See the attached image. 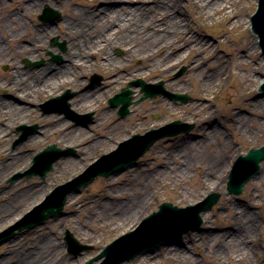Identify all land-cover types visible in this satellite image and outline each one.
<instances>
[{
  "label": "bare ground",
  "instance_id": "bare-ground-1",
  "mask_svg": "<svg viewBox=\"0 0 264 264\" xmlns=\"http://www.w3.org/2000/svg\"><path fill=\"white\" fill-rule=\"evenodd\" d=\"M187 1L196 11L197 17L224 24L237 16L238 26L241 25L244 0ZM46 2V0H29L28 2L27 0H0V65L9 62L11 66V70L3 74L0 87L5 88L13 99L10 101L0 98V228L23 213L50 187L45 183H36L7 200L2 193L4 189L2 180L5 174L29 164L27 158L32 150L13 152L8 145L16 126L35 115L36 110L33 106L31 107V104H37L43 96L53 94L64 87H73L76 92L72 94L70 100L71 108L93 110L92 120L97 119L96 124L99 126L102 100L112 94L114 87H119L132 79H149L148 82L162 79L165 82L164 85L173 90L171 92L184 94L195 92L192 88V78L189 76L193 75L199 93L207 94L214 92L216 88L225 85L231 77L236 76L231 63L227 62L224 56H220L217 46L195 34L194 28L197 24H191L193 21L184 0H59L56 6L65 15L63 24L58 29L49 26L32 29L23 16L28 17L40 10ZM70 3H73L75 7H71ZM12 5H15L19 12H15ZM100 5L103 6L100 8ZM7 7H9L8 10H6ZM227 15H230L229 18L222 21ZM203 26L206 27L207 24L204 23ZM233 28L231 21L227 26L224 25L219 31V42L223 43V33ZM55 34L64 39L68 45L64 62L49 63L31 71L23 70L18 60L23 57L34 59L40 56L47 48L49 39ZM251 38L254 41L260 37ZM260 43L262 44V40ZM242 44L243 49L248 50V54H255L260 61H263V55L259 56L257 53L260 50L258 43L254 44L251 40L249 42L246 38V43ZM117 47L123 50L122 57L117 58L113 55L112 51ZM261 51L264 53V46ZM241 62L246 65L248 61L241 57ZM182 64H186L185 74L175 78L174 73ZM93 69L103 70L105 80L100 87L84 89L83 75ZM183 71L184 69L179 74ZM237 79L243 85V92L246 94L244 107L252 111L254 120L252 123L247 122L245 126L246 119L242 115H238V119L236 116L232 120L233 131L245 133L246 138L258 139L260 135L257 133L262 131L264 126V121H258V118L264 120V106L261 101L264 98H258L257 101L249 98L255 81L252 77L245 74L237 76ZM263 79L261 74L258 84ZM134 90L136 91L135 97L133 95L135 99L142 93L136 87H133ZM166 98L158 97L156 100L145 98L148 100H144V103L141 101L142 107L140 102L133 103L128 116H134L136 123L133 122L134 124L130 127L119 128L129 117H125L124 121L118 118L119 121L113 123L111 129L107 130V134L102 135L103 137H95L73 124L57 122L61 120L50 116L46 118L47 122H41L44 127L41 135L37 133L38 131L30 133L25 139L19 141L18 145L26 142L34 134L35 137L33 136L30 142L31 146H40L47 137H58L61 143L76 146L78 160L75 158L63 160L64 157L61 156L56 161L58 163L63 160L56 166L53 177L62 178L75 172L80 164L85 165L88 160H91L90 155L94 153L95 148L112 147L113 145L106 142L112 143L113 139L115 142V139L126 131L139 132L155 129L169 121L170 117H178L175 119L181 117L180 120L187 121L193 119L195 126L197 125L201 132L199 140H196L191 147L177 149V154L168 155L162 164L150 168L146 179L130 181L124 178L118 179L113 184L115 188H112V192L106 193V201L102 202L99 212L92 217L93 220L101 219L99 228L106 229L109 233L129 229L148 216L158 199L157 196L161 195L160 187L173 186V197L178 198L181 204H189L199 198L203 188L211 187L216 190L214 192H217L222 190L221 186L225 182L227 166L223 158L217 161L210 160L206 153L205 160L201 155L205 151H201L198 157L189 155L199 148H207L210 151L215 148L214 143H218L220 139L221 133L216 125L217 122L211 119L215 113L211 117L205 116V110L210 107L209 103L204 101L205 98L197 99L195 101L197 106L192 111H184L175 107ZM200 101L202 103L199 105L197 102ZM155 113L161 115L160 121H150V116ZM103 118L102 121L105 122L107 118L112 117ZM139 120L144 124H140ZM202 125L205 126L204 129ZM49 128L50 131H48ZM262 137L264 139V134ZM217 147L219 150L224 148L222 145ZM190 148L195 151L189 152ZM214 151L221 156L220 151ZM240 154L243 153L234 151L232 165L233 160ZM263 162L260 161V164ZM129 165L127 164L124 169L128 170ZM54 166L55 164L53 168ZM88 171L89 169L86 172ZM261 171L259 180L264 178V167ZM260 173L253 175L251 179L253 180ZM192 181L195 182L194 189H190L188 185ZM254 199L255 197L252 198L251 203L256 206L258 202ZM203 214L204 219L207 215L205 212ZM223 218L227 221V227H231L227 229L228 231L206 233L201 240L194 239L189 244L181 240L179 242L183 244L181 243L177 249L166 250V253L159 258L148 256L143 262L145 264H160L165 261L171 264H264V215L260 219L245 215L243 208L236 202H230L226 208V217L223 216ZM209 221L207 218V222ZM68 223L76 232L82 233L83 230V235L87 239L92 241L97 239V233L90 235L86 227L81 229V225L78 226L76 222ZM36 245L27 250L24 248L20 253L21 256L13 264L64 263V257L55 256L57 250L53 237H48ZM191 248L198 251L196 254L198 257L192 255ZM141 254L142 251L135 256V264L141 261L138 260ZM10 262L12 261L4 260L2 264H12Z\"/></svg>",
  "mask_w": 264,
  "mask_h": 264
},
{
  "label": "rangeland",
  "instance_id": "rangeland-1",
  "mask_svg": "<svg viewBox=\"0 0 264 264\" xmlns=\"http://www.w3.org/2000/svg\"><path fill=\"white\" fill-rule=\"evenodd\" d=\"M29 0H27L28 2ZM46 5L48 4L50 7L58 10L62 14V18L60 20L55 21V23H45L39 20V15L42 13L45 5L41 7L40 10L35 11L33 14H28L29 16H23L27 24L30 25L32 29L35 28H45L48 26L52 27L54 29H58L64 22L65 20V15L63 11L56 6V3L59 2V0H46ZM187 11L189 12V15L191 16V20L193 23L197 24L196 29V35L199 37H204L207 39L208 42L214 43V45L217 46V50L220 53L221 57H225V60L229 63H231V67L233 68V72H235L236 76L231 77L230 80L225 83V85L220 86L219 88H216L214 92H208L207 94L199 93L198 87L196 86V81L193 77V75H189L192 78V88L195 89V92L191 93H184L187 94L191 97L190 101L187 103H181L180 101H173L170 100L169 98L163 97V96H158L162 98H166L170 100L175 107H177L180 110H187V111H192L196 106V100H201V98H205L204 101L209 103L211 109L207 108L205 110V116H210L215 113V116L212 117L211 119L214 120V122H217V126L219 127L220 131V139L217 142H215V148L211 149L210 151L207 148H199L195 151V149L190 148L188 151L193 152L192 155L194 157H198V154L201 153V151H205L204 154H201L204 159L205 154L207 153L208 159L210 160H219L220 158H223L225 160V165L227 166L226 172H225V182L223 184L222 190L217 191L215 193L220 194V198L218 201L212 206V208L207 211L205 214L207 215L206 218H204L202 226L200 229L196 231H190L189 233L183 235L181 240H183L185 243L189 244V242L193 241L194 239H197L198 241L201 240L203 237H205L206 233L210 234L212 233H217L218 231H223L227 229H231V227H227V221H225L226 217V208H228V204L230 202H236L241 208H243V213L245 215H250L253 218L260 219L262 215H264V178H261L259 180L258 175L256 178L253 180H250L244 187V191L239 194V195H233L230 194L227 191V182H228V175L230 173L232 164V158L234 157V151H237L238 153L242 152L243 154L247 153L250 149L252 148H261L264 147V139L262 137V134H264V126L262 131H258V135H260V138L258 139H252V138H246V134L242 133L241 131L234 132L233 131V121L235 117L238 115H242L246 120H245V126L247 125V122L252 123L254 120V116L251 114L252 111L250 109H246L244 107L245 103V93L243 92V85L239 83L237 76H244L245 74L249 77H252L255 81L253 83V90L252 94H258V79H260L261 74L264 71V65L263 61H260L258 57L255 56V54H248L247 49H243V42L244 44L246 43V38H248L249 42L250 40L254 43L257 44V39L254 41L252 40L251 37L255 36L252 34L250 30V17L254 13L257 7V1L256 0H244L243 2V11L241 13V18L242 21L240 22L241 25L240 27L238 26L237 23V16L231 18L229 21H231L234 25L233 29H228L223 33L222 39L224 40L223 43L219 42V31L222 30L223 26L229 23L226 22L224 24L218 23L216 20H210V19H202L200 17H197L196 11L192 7L191 3L187 0H184ZM71 7H75L73 3H70ZM13 9L15 12H19L17 7L15 5H12ZM103 5H100L99 7L101 8ZM9 7L6 8L8 10ZM14 12V13H15ZM6 14H8L6 12ZM64 15V16H63ZM8 16V15H7ZM230 15H227L226 18H223L222 21H226L229 18ZM204 20V21H203ZM221 21V22H222ZM206 23L207 26L204 27L203 24ZM246 26V28H244ZM197 28H200L197 30ZM246 37V38H245ZM54 38H58L59 43H65L66 48L62 49L59 45H53L52 40ZM250 48V47H249ZM68 50V45L64 39H62L58 34H55L49 39V42L47 44V48L42 52V54L34 59L28 58V57H23L22 59H19L18 62L20 66L22 67L23 70L25 71H31L35 69H39L41 67H44L46 64H60L64 62V54H66ZM113 55L115 57H122L123 56V50L119 47L115 48L113 51ZM258 55L260 56V51L257 52ZM54 56L61 57L58 60H54ZM241 57L246 59L248 62L246 65H243L241 62ZM246 57V58H245ZM248 57V58H247ZM30 61L32 63L34 62H42L40 65H27L26 61ZM262 60V59H261ZM186 64H182L179 66L177 71L174 73V77L178 78L181 77L185 74L186 71ZM184 69L183 73L179 74V72ZM11 70V66L9 62L7 63H2L0 65V83L3 80V77L6 72ZM93 75H98L100 77V80L96 81L94 83L91 82V78ZM105 72L103 70H98V69H93L89 71V73L83 75V78L85 79V86L84 89H89L91 87H100L104 80H105ZM139 78H135L130 80L128 83L122 84L119 87H114L113 90L111 91V95L108 97L104 98L102 100V105H100V119L102 121L103 119L107 117H112L111 119H108L105 122H99V126L96 124L97 119H94L92 123H89L87 125H76L72 120L68 119L65 114L63 113H48L44 114L41 109V105L44 104L46 101H48L51 98L57 97L62 95L63 93L70 91V93L74 94L76 90L73 87H64L61 88L58 91H55L53 94L50 95H45L43 96L37 104H31V107L36 110V113L33 117H31L30 120L24 121L19 123L15 131L13 133V136L11 137V141L8 145L9 149L13 152H23V151H29L32 150V153L28 156L27 159H29V164L27 166H22L23 168L16 169L11 173H6L4 179L2 180L4 184V189L2 190V193L5 194V198L11 199L14 195H16L19 191H22L26 187H30L33 184L36 183H45L46 185L48 184L50 187L48 188L47 191H44V193L41 195V197L37 200L32 202L23 213H21L19 216H17L14 220H11L6 224L5 226H2L0 228V232H3L6 230L8 227L11 225L15 224L25 213L30 211L35 205L39 204L45 196L53 190L54 187L57 185L63 184L72 178L76 177L78 174L82 173L86 167H88L93 161L97 160L101 155L111 152L112 150L116 149L118 144L125 139L129 138L132 133H137L138 131H133L130 132V130L125 132V134L118 136L115 139L112 140L111 142H106L108 144L113 145L112 147L104 148L105 146H102L101 148H95L94 153L90 155V159L88 160L85 165L80 164L78 169L69 174L66 175L62 178L58 177H53V172L56 169V166L59 164V162L67 159V158H72L78 160V153H77V147L74 145H71L70 143H61L58 139V137H47V139L43 140V143L40 146H31L30 142L34 136L30 137L26 142H24L21 145L15 144V141L19 138L21 132L18 131V127L21 125H28V126H37L38 127V132L40 133L39 135L42 134V131L44 127L41 125V122H47L46 118L48 117H53L57 118L61 121L57 122H66L68 125L73 124L77 127H80L84 130H86L88 133L93 134L95 137H103L102 135L107 134V130L111 129L110 127L113 125V123L119 121H124L126 120L125 118H121L118 115V108H113L109 104L110 98H112L114 95L118 94L121 92V90L127 85L134 80H137ZM144 81L148 82V80L144 79ZM157 82H164L162 79H157L154 82L150 81L149 83H157ZM260 83V82H259ZM165 84V82H164ZM164 87H166L164 85ZM167 88V87H166ZM133 90V88H130ZM168 91H173L169 88H167ZM140 90V88H139ZM135 91V90H134ZM174 91L173 93H175ZM134 97L136 95V91L134 92ZM251 95L249 98H252ZM143 94L139 95L134 99V104L142 101L144 103L146 100H156L158 97L154 98H148V99H142ZM0 98H5L7 100H13L10 93L3 87H0ZM145 100V101H144ZM263 102L264 106V99H261ZM141 103V107H142ZM194 103V104H193ZM199 105L202 103V101L197 102ZM70 108L72 106L71 101H69ZM133 104V105H134ZM132 106V105H131ZM145 107H147L145 105ZM131 108V107H130ZM74 112H76L79 115H86L88 113H94L93 110L91 109H83V110H78V109H73L71 108ZM111 110H114L112 113L110 112ZM178 110V111H180ZM214 115V114H213ZM130 116V115H129ZM129 116H126L128 118ZM161 115L159 113H155L152 116H150V121H160L161 120ZM178 117H170V120L167 121L166 123H170L172 121H177L180 119H175ZM117 119V120H116ZM135 117H129L127 121H125L119 128H125V127H130L133 122L136 123ZM191 121L187 120H181L185 123H189L193 125L192 129L189 130L187 134H180L176 137L172 138H165L160 141H158L152 148L151 150L145 154L144 157H142L139 161L138 164L133 165L132 167L128 168V170L123 171L122 173H114L110 175L109 177H99L95 179L91 184H89L87 187H84L81 189L79 192H75L70 196V199H68V203L64 207V210L61 211V213L56 214L54 217L49 219L44 225L42 226H37L36 228L26 230L23 232L17 233L13 238H10L8 241L4 243H0V264L4 260H11L12 262L10 263H15L18 260V257L21 256L20 253L23 251L24 248L29 249L33 248V246H37L36 243L42 242L44 239L48 237H53V240L55 241V247H56V254L55 256L62 258L64 257V263L63 264H84L87 261L96 258L101 251L105 248L106 245L114 241L116 238L121 236L122 234L132 230L135 228L138 224L134 225V227L129 228V229H121V230H116L111 233L106 232V229H101L99 228V223L101 222V219H95L93 220V215H96L99 212V209L102 205V202L106 201V195L112 192V188L114 187V183L117 182L118 179H126L128 181L130 180H140V179H146L148 177V170L152 167L159 166L162 164L163 160L168 157V155H174L177 154V149L180 148H187L191 147L196 140H199L201 138V132L199 131V128H197V125L195 126L194 120L190 119ZM264 121L263 119H259L258 121ZM140 124H144L141 120H139ZM158 124L160 122H157ZM164 123V124H166ZM162 124V125H164ZM254 124H256L254 122ZM264 124V123H263ZM202 129H204V125L201 126ZM251 128V125H249ZM51 129L49 128L48 131ZM149 130V129H148ZM35 137V136H34ZM119 139V140H118ZM55 144L61 149H67L70 148L74 151V153H70L66 158L64 157L63 160L59 161L58 163L55 164L53 171L49 172L48 175L45 178H42L40 176H35V177H30V178H19L14 181H10V179L17 173L19 172H24L26 171L31 165L34 156L42 151L44 148H46L49 145ZM218 145L224 146L222 150L218 149ZM24 146V147H23ZM98 149V150H97ZM193 149V150H192ZM220 151L219 153L221 156L218 155V153H215V151ZM222 151V152H221ZM239 155H237L238 157ZM236 159V158H235ZM235 159L233 161H235ZM264 167V162L261 165V170H263ZM262 172V171H261ZM121 174V176H120ZM119 175V177H118ZM55 178V179H54ZM47 185V186H48ZM190 189L195 188V182H190L188 183ZM173 186L167 185L165 187H160L161 190V195L157 196L158 199L155 203V205L152 207V209L149 211L150 215L154 211L158 210L160 205L163 202L169 201L172 202L174 205L179 206V207H185L189 205H195L198 202H201L205 197H207L210 193L216 191L214 188L211 187H206L203 188L200 195L198 196L194 202L189 203V204H184L180 203L177 199H175L172 195ZM119 189V187H118ZM118 189H115L116 191ZM107 193V194H106ZM255 197L254 200H256L258 203L256 206H254L251 203L252 198ZM4 198V197H3ZM207 218H209V222H207ZM70 221L76 222L78 226L81 225V229L84 227L87 228V233L92 235L94 233H97V239L92 241L91 239H87L83 235V230L82 233L76 232L74 229L69 226ZM85 222V223H84ZM84 223V224H82ZM86 225V226H85ZM83 227V228H82ZM234 227V226H233ZM232 227V228H233ZM70 231L75 238L83 245H88L90 246L89 251H84L81 255L75 257L71 254L68 253L67 251V245L65 241V235L66 232ZM186 238V239H185ZM182 243V242H181ZM181 243L179 240H169L166 241L165 243L153 247L149 250H146L142 255L139 256L138 260L140 259L141 261L137 264H145L143 260L148 257L152 256L154 258H159L161 257L164 253H166V250H174L177 249ZM182 243V244H183ZM191 246V244H190ZM263 250V248H262ZM191 253L193 256L198 257V251L193 250L191 248ZM128 264H135V262H131ZM160 264H171L169 261H165Z\"/></svg>",
  "mask_w": 264,
  "mask_h": 264
},
{
  "label": "water",
  "instance_id": "water-1",
  "mask_svg": "<svg viewBox=\"0 0 264 264\" xmlns=\"http://www.w3.org/2000/svg\"><path fill=\"white\" fill-rule=\"evenodd\" d=\"M45 13L46 14L41 17L44 20L48 18L55 20L60 17L56 12L49 9H46ZM252 21L256 33H258L261 37L263 44L262 46H264V0H260L259 10L252 18ZM138 83L143 85V89L146 92L147 96H156L158 94V91L156 90L157 85H147L144 82H133L132 84L138 85ZM261 88L264 91V85H262ZM128 95L129 92L124 91L123 94L116 96L110 101L113 106H117L121 102L123 103V106L120 110V114L122 116H125L129 113L128 107L131 104V97ZM166 95L175 100L181 99L182 102L188 101L187 97L181 95H172L170 93H166ZM69 97V95H65L62 98H54L51 99L48 104H54L60 100H64L63 109L59 110V112H63L64 110L68 112L69 105L67 101ZM251 97L253 101H257L258 98H264V95L262 93L252 94ZM44 112L51 113V110H47L44 108ZM19 129L25 130L26 126L23 125ZM166 135L168 134L159 132L152 134L150 133V135H147L146 137H134V139L131 140L130 143L122 145L119 151H117L110 157L105 158L111 160V171L118 170L127 164L134 163L136 159L142 156L157 140L163 138ZM47 154L53 157H49L48 159L44 160ZM66 154H68L67 150L63 151L57 148L56 145L49 146L43 153L39 154L35 158V167H32L30 171L25 173V175L32 176L34 174H37L38 171H35V168L39 164L41 166L40 173L45 176L46 173L52 169L53 163L56 162L61 156H64ZM42 158H44V161H42ZM262 160H264V148L252 149L247 156L240 157L230 175L231 181L229 183V191L232 193L240 194L242 192L244 184L258 172L259 163ZM90 171H93V173H90ZM108 173H110V171L105 170V168L95 169V167H92L87 173H85L83 176L79 177L72 183L58 188L52 195L48 197V199L42 205L35 208L22 221L18 222L11 229L9 236L5 239H2L1 242H5L9 238L13 237L16 234L15 230L22 231L24 229L33 228L37 225L42 224L47 218L51 217L52 215L60 213L64 206L65 200L71 191L79 190L80 187H83L90 183L97 175H108ZM22 176V174H18L13 177L12 180H16ZM218 198L219 195H213L210 196V198L201 205L197 207H188L185 209H174L170 205H165L164 207H162V210L159 213L147 219L136 233L127 235L111 245L104 252V254L101 255L102 257L106 256V260L102 264H121L125 260L133 259L141 251H145L151 247L157 246L161 242L163 243V241H165L167 238L175 236L181 237L185 232L189 230L198 229L202 223V219L200 217L201 212L211 209L212 206L217 202ZM167 210L174 212V215L166 219L165 223L159 230H155L149 235L144 234L147 238H143V240L140 239L141 234L145 232L146 226L158 217H163ZM136 237H138V240L136 239ZM72 245L73 244H71V251L75 253L79 252L78 249L76 250ZM82 248L83 247H81L80 249Z\"/></svg>",
  "mask_w": 264,
  "mask_h": 264
}]
</instances>
